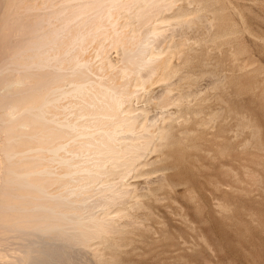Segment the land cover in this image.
I'll use <instances>...</instances> for the list:
<instances>
[{
	"label": "rangeland",
	"instance_id": "1",
	"mask_svg": "<svg viewBox=\"0 0 264 264\" xmlns=\"http://www.w3.org/2000/svg\"><path fill=\"white\" fill-rule=\"evenodd\" d=\"M10 1L3 0L4 11L0 8L1 35L12 11L22 12L9 6ZM62 1L24 3L48 2L53 9ZM164 4L153 15L155 21L148 22L150 28L135 16L143 3L138 10L133 7L134 13L127 7L118 11L119 26L126 25L130 37L139 39L152 26L159 33L149 39L157 45L149 41L148 46L149 55L165 59L157 80L154 75L142 84V75H134L131 86L138 96L134 93L137 97L132 95L126 105L128 114H138V120L143 116L136 131L142 134L147 125L153 126L157 142L152 139L153 146L124 178L107 176L96 184L98 189L119 181L115 187L127 191L120 200L125 202L127 195L128 201L96 210L108 219L117 217L110 219L114 232L92 241L93 255L84 253L79 262L264 264V0H165ZM108 43L102 56L94 43L84 56L91 57L94 65L108 62L107 71L111 67L119 74L123 50L109 48ZM162 94L169 96L164 104Z\"/></svg>",
	"mask_w": 264,
	"mask_h": 264
},
{
	"label": "bare ground",
	"instance_id": "2",
	"mask_svg": "<svg viewBox=\"0 0 264 264\" xmlns=\"http://www.w3.org/2000/svg\"><path fill=\"white\" fill-rule=\"evenodd\" d=\"M24 1H10L22 12L11 8L14 16L0 34V264H84L79 258L93 255L92 241L114 232L111 220L117 217L96 210L110 209L127 193L115 187L119 181L97 185L99 190L96 184L107 176L124 178L156 141L153 126L136 131L143 116L128 114L126 105L138 93L131 86L134 75L145 84L162 68L165 59L148 54L151 35L159 33L152 26L141 38L130 37L132 31L129 36L126 25L119 26L118 11L138 10L141 2L133 15L151 26L165 0H64L53 9L48 2ZM107 42L123 50L119 74L107 71L108 62L95 67L84 56L93 43L103 55ZM162 95L164 104L169 96Z\"/></svg>",
	"mask_w": 264,
	"mask_h": 264
}]
</instances>
